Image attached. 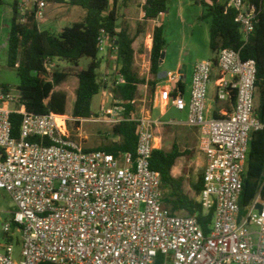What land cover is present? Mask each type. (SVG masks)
<instances>
[{
    "label": "built area",
    "instance_id": "built-area-1",
    "mask_svg": "<svg viewBox=\"0 0 264 264\" xmlns=\"http://www.w3.org/2000/svg\"><path fill=\"white\" fill-rule=\"evenodd\" d=\"M11 1L24 24L44 19L50 5L72 0ZM146 2L141 0V9ZM228 9L236 11L235 22L247 40L254 10L247 0H229ZM98 41L100 53L117 55L104 30ZM152 47L153 33L146 51ZM53 61L47 60L49 72ZM166 78L172 87L162 93L163 101L186 112V125L199 131V150L207 158L196 199L205 213L213 212L209 234L197 215H173L163 205L161 176L151 163L161 147L156 127L165 123L160 119L136 112L125 117L120 101L97 119L35 115L20 103L18 90L0 89V190L14 205L8 219L0 210V264H264V201L256 199L242 221L239 202L252 134L264 129L255 112L256 62L242 60L238 50H220L217 66L213 60L194 66L189 98L178 88L180 73ZM212 79L215 100L233 103L220 118L207 117ZM13 114L22 119L18 138ZM85 121L135 122V156L84 149L73 139L71 124L80 122L81 131Z\"/></svg>",
    "mask_w": 264,
    "mask_h": 264
},
{
    "label": "trees",
    "instance_id": "trees-1",
    "mask_svg": "<svg viewBox=\"0 0 264 264\" xmlns=\"http://www.w3.org/2000/svg\"><path fill=\"white\" fill-rule=\"evenodd\" d=\"M128 1V0H126ZM229 0H202L200 3L206 7L210 17V49L216 55L213 59L217 66V55L224 48L240 51L241 59L254 60L257 66L256 81V115L264 123V0H247L255 13L253 33L244 39L240 26L235 22L236 11L226 10ZM4 0H0L3 4ZM71 6L79 7L85 11L84 18L66 27L59 33L42 31L38 22L29 18L26 23L18 22L17 4L13 2L14 16L11 22L10 37L8 41V66L17 71L20 92V103L27 111L35 115L49 113L66 114L68 95L61 90L69 74L59 71H48L47 60H60L79 67L84 58L91 59L86 69L77 72L78 86L72 116L75 119H92V102L98 95L102 86L97 73L101 60L99 58V36L104 30L118 48L116 70L117 80L113 82L114 101H120L125 108L124 116L129 117L136 112L139 89L148 85L151 94H155L160 82V65L166 47L164 28L156 26L153 32V47L150 53V79L142 78L136 69V56L144 51L143 37L145 27L149 22L156 20L167 11L168 0H147L143 6V19L137 24L135 34H131L125 22L119 23L117 10L118 0H72ZM183 92L184 85L178 84ZM0 89L10 90L8 86L0 85ZM220 102L216 99L215 105ZM115 105V104H114ZM214 117H222L218 109ZM13 136L19 137L21 116H11ZM77 128L80 122L73 124ZM111 133L115 138L111 144L87 151H105L116 157L124 153L135 156L137 148V135L135 122H121L113 125ZM38 139H33L37 141ZM189 152L182 151L174 143L171 150L163 147L153 154L152 169L160 173L163 190V205L173 215H197L205 234H209L213 220V212L205 213L202 205L196 198L190 197L185 191V178L175 177L173 169L180 157L187 159ZM244 187L240 197V220L247 215L249 208L256 199L264 201V129L252 134L246 171L243 178ZM203 174L193 186L195 197L203 190Z\"/></svg>",
    "mask_w": 264,
    "mask_h": 264
},
{
    "label": "rangeland",
    "instance_id": "rangeland-1",
    "mask_svg": "<svg viewBox=\"0 0 264 264\" xmlns=\"http://www.w3.org/2000/svg\"><path fill=\"white\" fill-rule=\"evenodd\" d=\"M13 2L4 0L0 4V85L8 86L11 90L16 91L19 85L17 71L8 66V41L10 37L11 22L14 16ZM119 23L127 22L131 25V34H135L137 24L141 22L139 18L142 15L141 0H118L117 5ZM207 15V9L198 0H168L167 11L160 15L155 21L156 26L160 24L164 28V37L166 47L163 53V60L160 65V82L163 84L165 78L170 72H177L178 65L181 64L187 69L188 80L191 81L190 75L193 66L200 62L204 56L210 57L212 51L210 49V17ZM85 16V11L79 7L71 6L70 4L53 5L46 11L45 18L38 22L39 28L42 31L59 33L62 29L70 27L75 23L80 22ZM154 23H148L145 27L143 37V48L148 42L149 34H152ZM144 52V51H143ZM142 52V53H143ZM106 53H100L99 58L102 59L99 69V83L102 86L101 92L96 95L92 102V119H97L101 115V111L108 110L115 104L113 98V82L117 80L116 67L108 65L107 60H103ZM148 60V53H147ZM91 63V59L84 58L80 61L79 67H74L71 64L54 60L53 71L66 72L69 74L68 79L62 85L61 90L68 95L67 115H72L74 102L76 98V89L78 86L77 72L86 69ZM116 63V61H115ZM108 68L111 74H108ZM142 67L138 69L141 71ZM141 75L147 77V72ZM150 78V77H149ZM109 89V94H108ZM139 110L141 107L154 116L160 118L162 122L168 126L158 127V137L161 142V147L165 150H171L174 143L183 141L178 136V127H182L186 123L187 117L185 113H180L174 108H169L165 115H162V109L156 108L157 95L151 94L148 88L140 87L138 94ZM207 107L215 110V90L214 79L209 84V93L207 99ZM113 125L85 121L81 125V131H78L74 125H71V134L74 140L80 143L84 149H97L105 147L115 141L111 130ZM173 128H170V127ZM175 130V133L173 132ZM182 145V144H181ZM182 150L183 146H180ZM174 172L181 173L185 178V191L190 197H195L193 185L197 182L200 175L203 174V168L198 167L191 159L181 158L177 161ZM14 205L9 195L0 190V210L2 211L3 219L10 217V211H13ZM181 215H185L182 213ZM251 229H255L251 226ZM16 256L21 250L20 244L15 247Z\"/></svg>",
    "mask_w": 264,
    "mask_h": 264
},
{
    "label": "crops",
    "instance_id": "crops-1",
    "mask_svg": "<svg viewBox=\"0 0 264 264\" xmlns=\"http://www.w3.org/2000/svg\"><path fill=\"white\" fill-rule=\"evenodd\" d=\"M198 2L200 3V1L198 0ZM53 6V4L52 5H50L49 7H52ZM48 7V8H49ZM142 19H143V14L141 15V17L139 18V20H141L142 21ZM152 23H154V27H153V29H152V33L154 32V28L156 27V21L154 20V21H151ZM150 22V23H151ZM128 26H129V30H130V33H131V24L130 23H127V22H125ZM161 25V24H160ZM147 51H146V44H145V46H144V52L143 53H141V54H138L137 56H136V60H135V62H136V69H137V71H138V69L140 68V66L142 67V69H141V71H143V74L147 71V77H146V75L145 76H142L141 74V71L139 70L138 71V73H139V75L142 77V78H144V79H146V80H149L150 78V72H149V68L151 67V62H150V53H148V70L146 69V64H147V57L145 58L144 57V55L145 56H147ZM216 57V55L212 52V55L210 56V57H207V56H204L202 59H201V61H203V60H213L214 58ZM117 55H114L112 52H111V50H109L107 53H106V55H105V57H103V60H107L108 61V65L110 64V65H114V67H116V70H117V67H118V62H117ZM115 61H116V63H115ZM196 65V64H195ZM194 65V66H195ZM194 66H193V69H194ZM193 69H192V71H191V75H190V78H191V76H192V73H193ZM173 73V72H172ZM175 73H180L181 74V82H182V84L184 85V93H185V95H186V97L187 98H189V93H190V83H191V81H187L188 80V76H187V69H186V67L185 66H183V65H181V64H179L178 65V71L177 72H175ZM108 74L110 75L111 74V70H110V68H108ZM161 77H160V75H159V79H160ZM119 79V78H118ZM142 86H144V88L146 89V92L148 91V85H142ZM141 87V86H140ZM172 86L169 84V82H168V79L167 78H165V82L162 84L161 82H159L158 83V85H157V87H156V92H155V95H157V101H156V103H155V105H156V108H161L162 109V115H165L166 113H167V110L169 109V108H174L171 104H169V102L167 103V102H165V101H163V99H162V93L165 91V90H167V89H169V88H171ZM140 90V89H139ZM108 94H109V89H108ZM110 95V94H109ZM216 106V105H215ZM136 114H138V115H140L141 113H145V114H150L146 109H145V107H141L140 108V110H139V104H138V99H137V101H136ZM175 109V108H174ZM215 109H218V112H219V114H221L222 115V113L223 112H225V111H232V109H233V103L232 102H220V104L218 105V106H216V108ZM176 110V109H175ZM207 111H208V113H207V117L209 118V117H213L214 116V111L215 110H212L211 108H209V107H207ZM102 112V111H101ZM181 113V112H180ZM185 114H186V112H184ZM150 115H152V114H150ZM152 117L154 118V116L152 115ZM186 117H187V114H186ZM156 119H160V118H156ZM161 120V119H160ZM186 123H187V120H186ZM186 123H183L182 125V127H178V131H177V134H178V136L179 137H181L182 139H183V141H182V143L181 142H179L178 141V145H180V146H183L182 148V151H187V152H189V154H188V157H187V159H191V160H193V162H195L196 163V165L198 166V167H201V168H203V172H204V170H205V167H206V164H207V158H206V155H205V153H203V152H201L200 150H199V141H200V137H199V131L198 130H196V129H194V128H191V127H189V126H187L186 125ZM163 126H168L167 124H165V125H161V127H163ZM158 127H160V126H158ZM158 127H156L157 129H158ZM170 127V126H169ZM170 128H172V127H170ZM156 129V133H158V130ZM172 130H173V128H172ZM174 133H175V130L173 131ZM158 136V135H157ZM182 144V145H181ZM181 158H184V157H180L179 159H181ZM178 159V160H179ZM177 160V161H178ZM177 163V162H176ZM173 175L175 176V177H181V176H183L181 173H179V172H177V174H175V172H174V169H173ZM199 179V178H198ZM197 182H198V180H197ZM196 182V183H197ZM195 183V184H196ZM194 184V185H195ZM193 185V186H194Z\"/></svg>",
    "mask_w": 264,
    "mask_h": 264
},
{
    "label": "water",
    "instance_id": "water-1",
    "mask_svg": "<svg viewBox=\"0 0 264 264\" xmlns=\"http://www.w3.org/2000/svg\"><path fill=\"white\" fill-rule=\"evenodd\" d=\"M257 209H261V205L260 204H257Z\"/></svg>",
    "mask_w": 264,
    "mask_h": 264
}]
</instances>
